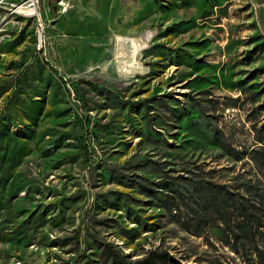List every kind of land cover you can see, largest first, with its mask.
Segmentation results:
<instances>
[{"label":"rangeland","instance_id":"obj_1","mask_svg":"<svg viewBox=\"0 0 264 264\" xmlns=\"http://www.w3.org/2000/svg\"><path fill=\"white\" fill-rule=\"evenodd\" d=\"M7 12L0 264H105L104 246L127 261L158 250L176 264H261L251 240L233 241L232 199L228 227L184 188L264 193L253 153L264 0H38L37 15Z\"/></svg>","mask_w":264,"mask_h":264},{"label":"trees","instance_id":"obj_2","mask_svg":"<svg viewBox=\"0 0 264 264\" xmlns=\"http://www.w3.org/2000/svg\"><path fill=\"white\" fill-rule=\"evenodd\" d=\"M237 100V97L233 99L234 102ZM232 105L235 106L236 103H232ZM255 140L258 145L257 149L253 150V153L258 154L261 159H264V141L260 137L255 138ZM218 146L225 154L232 155L234 160H240L243 157L242 153L233 152L230 146L222 140H218ZM162 185L169 191L173 190L174 187L173 182H164ZM211 186L212 183L208 180L200 179L193 181L190 186H185L184 189L188 193L189 201L194 204L199 214L217 212L219 218H221L223 224L226 226H228L231 220V212H227L228 208L225 204H227L229 198L232 199L233 203L229 209L237 212L235 218L239 220L238 225L235 226L236 233L233 234V241L238 243L240 242V238L241 240L242 238L248 241L251 240L255 245V253L259 263L264 264V203L262 198L264 193H259L257 190L244 184L243 191L247 195V198L237 194L238 199L234 200L227 196L228 191L225 189L216 191L214 195L211 191ZM219 194L222 197L218 198L217 195ZM248 202L256 203L257 207L249 206ZM103 253L106 254L105 264H165L167 262L176 264L165 251L149 250L143 256L133 261H127L125 257H118L116 254L111 253V250H108L107 246H104Z\"/></svg>","mask_w":264,"mask_h":264},{"label":"built area","instance_id":"obj_3","mask_svg":"<svg viewBox=\"0 0 264 264\" xmlns=\"http://www.w3.org/2000/svg\"><path fill=\"white\" fill-rule=\"evenodd\" d=\"M38 0H0V9L7 10L8 14H22L24 16L37 15Z\"/></svg>","mask_w":264,"mask_h":264},{"label":"bare ground","instance_id":"obj_4","mask_svg":"<svg viewBox=\"0 0 264 264\" xmlns=\"http://www.w3.org/2000/svg\"><path fill=\"white\" fill-rule=\"evenodd\" d=\"M60 3H61V2H60ZM60 3H59V4H60ZM20 15H21V14H20ZM118 40H119V39H118ZM123 41H124V40H123ZM124 42H125V41H124ZM127 42H128V41H127ZM122 43H123V42H122ZM131 43H132V41H131ZM119 45H121V44H119ZM134 52H135V51H134Z\"/></svg>","mask_w":264,"mask_h":264}]
</instances>
